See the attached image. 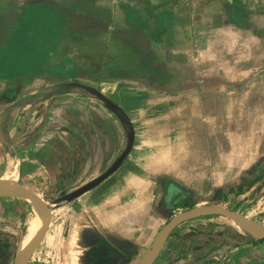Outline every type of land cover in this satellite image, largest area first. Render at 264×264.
<instances>
[{
  "label": "crops",
  "instance_id": "0c3cea01",
  "mask_svg": "<svg viewBox=\"0 0 264 264\" xmlns=\"http://www.w3.org/2000/svg\"><path fill=\"white\" fill-rule=\"evenodd\" d=\"M64 83L97 88L135 130L116 171L70 201L83 205L74 216L80 229L67 245L49 236L67 208L56 200L67 193L52 203L45 195L83 165L103 164L104 173L126 149L128 131L85 89L39 95ZM59 132L68 134L65 145ZM263 161L264 0H0V184L29 189L51 209L49 229L28 264H85L90 242L100 236L112 244L127 240L135 251L145 239L129 235L136 228L130 213L150 211L156 193L158 208L167 211L171 183L187 195L200 187L218 188V195ZM262 182L230 193L244 196ZM37 208L23 196H0V235L15 244L11 264ZM253 237L221 247L213 263L228 257L244 264L242 248L251 247L263 255L253 254L249 263L264 264V237ZM155 239L151 234L145 242ZM47 240L58 245L55 255L38 252Z\"/></svg>",
  "mask_w": 264,
  "mask_h": 264
},
{
  "label": "rangeland",
  "instance_id": "374dc122",
  "mask_svg": "<svg viewBox=\"0 0 264 264\" xmlns=\"http://www.w3.org/2000/svg\"><path fill=\"white\" fill-rule=\"evenodd\" d=\"M196 16V15H195ZM195 26L199 24V20L195 17L194 20ZM150 25H147L149 27ZM164 40L165 37H157ZM105 84H99L101 88L104 87ZM128 88L125 90H131L133 88H137L138 85H127ZM141 88L143 87L140 86ZM148 88V85H147ZM60 131V129H58ZM57 135L58 141L65 145V137H68V134L59 132ZM70 138V137H69ZM117 146L118 151L122 149L125 145V135L124 132L120 135V138L117 137ZM67 147V146H66ZM129 166V165H128ZM97 168V170H95ZM103 164L96 166L92 164L89 168L86 165H83L77 173H74L71 177H67L65 182L62 184L54 185L52 189L48 192V195H45L46 198L52 203L54 199L62 195L63 193H68L77 187L85 184L90 181L89 178H95L103 173ZM68 176V175H67ZM113 184H117V187H120V181L113 182ZM166 184H163L166 187ZM114 187V186H111ZM228 187L221 188L226 192L222 195H216V192L219 190L218 188L208 189L206 187H200L194 189V192L188 195L187 199L183 198L179 200L178 206H176L170 213L169 210H163V208L159 209L156 203V199H158L157 193L154 195V200L150 206V211L141 212V213H130L132 219V224L136 226V228H130L129 235H135L137 233L138 239H145L151 236V234L158 236L160 230L163 226L176 214L187 210L191 207H185L184 203L189 204L190 202H194L195 205H222L228 207L230 209L239 211L246 215L247 217L263 223L264 224V182L260 184L254 192H249L244 196H236L232 193H228ZM157 190V188H156ZM157 192V191H156ZM88 192V196H89ZM144 196V195H143ZM61 207L67 206L63 211H59L57 209V215L55 211V219L52 224L51 232L49 234L50 237H54L56 240L58 239L63 245H67L69 243L70 236L76 234V231H79L80 221L75 223L74 216L75 210H79L83 204H76L74 206L73 202H64L61 204ZM85 209V205H84ZM80 211H77V216ZM84 216V215H83ZM30 218V216L28 215ZM86 218V216H84ZM27 231V229H26ZM74 233V234H73ZM18 238L15 240L12 239L14 243L18 244L22 238V235L19 233L16 234ZM115 237V236H113ZM111 238V237H110ZM73 239V236H72ZM232 239H236L239 242H234ZM254 237L244 230L240 225H238L235 221L230 219L224 215H202L197 216L188 220H185L178 224L173 231L170 233L163 249L161 250L159 256L154 261L153 264H175L178 261L181 264H204L211 262L214 264V258L219 257L217 251L223 246H239L244 245L246 241H252ZM114 240V239H113ZM19 241V242H18ZM143 242L144 244L135 243V253L131 260L130 264H138V262L148 253L151 249L153 242ZM115 243V241H114ZM15 247V244H12ZM38 252L42 250L50 249L52 251V255L59 250L58 245L48 243V240L40 246ZM240 247V246H239ZM242 247V246H241ZM232 249V248H231ZM263 250L260 249H251L242 248V255L244 264H248L249 261L247 259L251 258L253 254L263 255ZM39 255V253H38ZM211 257V259H210ZM222 257V256H221ZM207 259H210L207 261ZM229 258H225L220 264H233V260H228ZM245 259V260H244ZM64 260H62L63 262ZM13 262V261H12ZM51 264H57L56 261H52ZM63 264V263H62ZM70 264V262L68 263ZM250 264V263H249Z\"/></svg>",
  "mask_w": 264,
  "mask_h": 264
},
{
  "label": "water",
  "instance_id": "95a60500",
  "mask_svg": "<svg viewBox=\"0 0 264 264\" xmlns=\"http://www.w3.org/2000/svg\"><path fill=\"white\" fill-rule=\"evenodd\" d=\"M71 88H82L85 89L93 94H95L98 98L103 100L105 104L110 107L123 121V123L127 127L128 131V144L122 155L113 163L111 167H109L104 173H102L97 178L89 181L88 183L84 184L83 186L71 191L70 193H67L66 195L58 198L56 200L57 204L63 203V202H70L74 200L75 198L79 197L80 195L86 193L87 191L93 189L95 186L100 184L102 181H104L106 178H108L113 172L116 171V169L119 167V165L122 163V161L125 159V157L129 154V152L133 148L134 140H135V130L133 127V124L130 120V118L127 116V114L124 112V110L116 104L114 101L109 99L106 95H104L100 90L97 88L86 85L82 83H64L61 85H57L54 87L53 91H50L48 93H40L39 95H48L53 93H58L61 91H66ZM0 196H23L26 198L31 199L35 205L39 208L40 213L43 217V227L40 229V231L36 234V236L29 242L28 247L25 249V251L22 254H19L16 258L15 264H28L30 258L33 255V252L35 251L36 247L39 245V243L42 241L44 236L46 235L49 225L51 222V209L48 206V204L41 199L37 194L32 192L29 189L17 187V188H7L4 187L2 184H0ZM202 215H224L235 221L238 225H240L244 230H246L251 235L257 237V238H263L264 237V224L257 222L243 213L230 209L228 207L222 206V205H196L193 206L187 210H184L176 215H174L160 230L158 236L156 237L151 249L148 251V253L138 262V264H153L154 261L159 256L161 250L163 249L170 233L173 231V229L180 224L181 222L197 217ZM234 242H239L236 239H232Z\"/></svg>",
  "mask_w": 264,
  "mask_h": 264
},
{
  "label": "trees",
  "instance_id": "16d2710c",
  "mask_svg": "<svg viewBox=\"0 0 264 264\" xmlns=\"http://www.w3.org/2000/svg\"><path fill=\"white\" fill-rule=\"evenodd\" d=\"M259 181H264V161L258 164L251 171V175L244 178L237 187H231L228 190V193H245V191ZM222 193H224V191H220L218 195H221ZM187 196L188 195L183 189L171 183L167 189L164 206L167 210L171 209L169 212L172 213V210L178 206V201L183 198L187 199ZM184 205L185 207H193L195 203H184ZM115 242V244H112L104 236H100L90 242V249L87 254L85 264H129L135 253L133 244L127 240L119 239ZM11 247L12 244L9 242V239L5 235H0V264L12 263Z\"/></svg>",
  "mask_w": 264,
  "mask_h": 264
},
{
  "label": "bare ground",
  "instance_id": "6f19581e",
  "mask_svg": "<svg viewBox=\"0 0 264 264\" xmlns=\"http://www.w3.org/2000/svg\"><path fill=\"white\" fill-rule=\"evenodd\" d=\"M2 183L5 184L6 186H9L12 188L16 187L13 182L2 181ZM37 210H38V212L36 213V216L31 220V223L29 225L28 234L25 237V239H23V246H21V248H20V254H22L25 251V249L28 247L29 242L36 236V234L43 227V217L40 213L39 208H37Z\"/></svg>",
  "mask_w": 264,
  "mask_h": 264
}]
</instances>
